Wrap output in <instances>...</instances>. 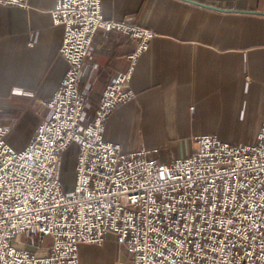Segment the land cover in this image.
<instances>
[{"label": "built area", "instance_id": "2783aa9c", "mask_svg": "<svg viewBox=\"0 0 264 264\" xmlns=\"http://www.w3.org/2000/svg\"><path fill=\"white\" fill-rule=\"evenodd\" d=\"M0 5L27 7L25 0ZM101 6L56 0L51 20L63 28L58 52L67 70L41 104L50 117L21 150L0 124V264H79V246L100 245L108 234L131 264H264V122L252 145L204 135L191 155L170 163L105 141L110 114L135 97L131 76L155 33L133 18L105 19ZM99 32L129 37L134 51L83 124L80 72ZM72 144L75 178L65 192L60 162Z\"/></svg>", "mask_w": 264, "mask_h": 264}, {"label": "crops", "instance_id": "0c3cea01", "mask_svg": "<svg viewBox=\"0 0 264 264\" xmlns=\"http://www.w3.org/2000/svg\"><path fill=\"white\" fill-rule=\"evenodd\" d=\"M25 1L26 8L0 5V124L10 128L6 141L17 150L50 117L41 104L67 70L58 52L63 28L51 20L56 0ZM101 5L105 19L133 18L155 33L131 76L135 97L110 114L105 141L124 153L144 149L158 163L191 155L204 135L230 145L256 142L264 122V0ZM133 51L121 33L95 35L78 84L86 98L83 124L91 122L108 81L127 70ZM78 254L79 264H131L113 234L100 245H80Z\"/></svg>", "mask_w": 264, "mask_h": 264}, {"label": "rangeland", "instance_id": "374dc122", "mask_svg": "<svg viewBox=\"0 0 264 264\" xmlns=\"http://www.w3.org/2000/svg\"><path fill=\"white\" fill-rule=\"evenodd\" d=\"M77 155L76 145H71L64 153L60 162V180L63 184V190L70 192L75 178V160ZM25 241V237L22 238Z\"/></svg>", "mask_w": 264, "mask_h": 264}, {"label": "water", "instance_id": "95a60500", "mask_svg": "<svg viewBox=\"0 0 264 264\" xmlns=\"http://www.w3.org/2000/svg\"><path fill=\"white\" fill-rule=\"evenodd\" d=\"M208 7H210L211 9L213 8L212 6H208Z\"/></svg>", "mask_w": 264, "mask_h": 264}]
</instances>
